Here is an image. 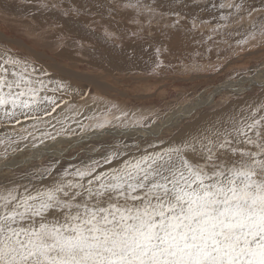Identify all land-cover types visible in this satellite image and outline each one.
Returning a JSON list of instances; mask_svg holds the SVG:
<instances>
[{
    "label": "snow or ice",
    "instance_id": "obj_1",
    "mask_svg": "<svg viewBox=\"0 0 264 264\" xmlns=\"http://www.w3.org/2000/svg\"><path fill=\"white\" fill-rule=\"evenodd\" d=\"M260 12L252 40L256 30L264 38ZM41 72L0 57V126L47 127L44 117L56 112V93L66 86L50 87ZM115 119L146 135L132 145L100 142L91 148L100 159L89 156L80 167L49 164L0 181V264H264V96L176 141L151 127L156 112ZM110 124L105 118L86 127L102 134ZM22 131L0 139V156L23 151L20 141L32 137L24 148L43 157L41 145L62 134Z\"/></svg>",
    "mask_w": 264,
    "mask_h": 264
},
{
    "label": "rangeland",
    "instance_id": "obj_2",
    "mask_svg": "<svg viewBox=\"0 0 264 264\" xmlns=\"http://www.w3.org/2000/svg\"><path fill=\"white\" fill-rule=\"evenodd\" d=\"M261 8V0H0V57L30 62L47 73L43 78L52 82L50 87L66 86L56 93V112L44 117L47 127L33 129V121L0 126V139L26 135L24 128L37 137L41 131L62 133L55 142L45 141L47 149L41 145L47 151L42 158L35 156L38 150L24 148L32 137L20 141L23 152L0 156V165L10 162V169L0 166V181L8 184L49 164L57 171L80 167L89 156L100 159L91 151L100 142L132 145L146 135L144 129L122 127L115 117L127 123L133 113L156 112L160 119L151 127L162 140L176 141L264 96L261 85L252 84L264 77V38L258 30L255 40L249 38L252 22L262 18ZM194 16L207 17L193 21ZM175 31L180 35L173 38ZM172 38L186 40L193 50L183 49L186 54L174 58L168 46ZM245 39L248 43L241 44ZM183 105L200 108L173 125L169 115L181 113ZM122 111L129 116L122 117ZM105 118L111 124L102 134L86 127ZM23 158L32 161L24 164Z\"/></svg>",
    "mask_w": 264,
    "mask_h": 264
},
{
    "label": "bare ground",
    "instance_id": "obj_3",
    "mask_svg": "<svg viewBox=\"0 0 264 264\" xmlns=\"http://www.w3.org/2000/svg\"><path fill=\"white\" fill-rule=\"evenodd\" d=\"M194 14L195 15H198L199 16V14L198 13H195V11H194ZM193 15V14H192ZM206 26V25H205ZM145 64H147L146 63V61L144 60L143 61ZM197 66V65H196ZM195 66V67H196ZM191 68V67H190ZM197 71V70H196ZM256 82H258L260 85H262V84H264V77L263 78H257V79H255V81L254 82H252V84L253 83H256ZM145 86H146V84H145ZM236 86H239V85H236ZM225 89H227V88H225ZM224 89V90H225ZM149 90H150V88H149ZM142 97V96H141ZM83 99V98H82ZM213 101V98H211L210 100H208V102L206 103V105H209L211 102ZM185 105V104H184ZM184 105L182 106V107H184ZM201 105H203V103H201L199 106H201ZM199 108L200 107H198V105L197 106H186V107H184V109H183V111H181V113L180 112H178L177 110H175V111H173V113L175 114V117H173V116H170L169 115V117L171 118L169 121L173 124V125H175V124H180V122H181V120H184L186 117H188V116H190L191 114H193V113H195V112H197V110H199ZM154 111V110H153ZM169 111V110H168ZM143 112V111H142ZM130 120V119H129ZM168 120V118H166V121ZM122 131V130H121ZM98 134V133H97ZM119 134V133H118ZM89 135V134H88ZM94 135V134H93ZM99 138H101V134L100 135H97ZM96 136V137H97ZM128 136H130V135H128ZM132 137V136H131ZM89 139V138H88ZM67 142H69V141H67ZM42 148H44V147H42ZM47 149V148H46ZM31 150V149H30ZM23 152V151H22ZM45 153L47 152V151H44ZM45 155V154H44ZM37 158H39V156H38V151H37V153H36V155H35ZM40 158H42V157H40ZM17 159V157L15 158V160ZM17 161V160H16ZM21 161H22V163H24V164H29L32 160L31 159H26V158H23V159H21ZM10 162H8L7 161V163H5V164H2V165H0L2 168L1 169H4L5 170V168H8V169H10L9 168V164ZM13 162L11 161V164H12ZM1 172V171H0Z\"/></svg>",
    "mask_w": 264,
    "mask_h": 264
},
{
    "label": "crops",
    "instance_id": "obj_4",
    "mask_svg": "<svg viewBox=\"0 0 264 264\" xmlns=\"http://www.w3.org/2000/svg\"><path fill=\"white\" fill-rule=\"evenodd\" d=\"M206 14L210 15L209 12H207ZM206 17H207V16H206ZM206 17H203V18H206ZM203 18L195 19V16H194L193 21H201V19H203ZM174 34H175V35L173 36V38H174L175 36H177V35H180V33H179V32H176V31H175ZM184 35H185V34H184ZM186 35H187V34H186ZM192 36H193V34H190V36H189L188 38H186V40L191 39ZM173 38H172V40L170 41V43L168 44V46H169V45L173 46V53H172V56H173L174 58L179 57L180 54H186L185 51H184L183 49H186V50L189 49L188 52L191 51V50H193V49L189 46V43H187L186 40L182 41V40H178L177 38H176L175 40H173ZM181 42H182V43H181ZM130 45H132V44H130ZM128 48H129V47H128ZM131 48H132V47H131ZM131 48H130V49H131ZM179 49L182 50V51H178ZM150 60H151V59H150ZM147 66H148V64H146L144 67H147ZM130 68H136V69H138V68H140V67L133 66V67H130ZM116 69H117V68H116Z\"/></svg>",
    "mask_w": 264,
    "mask_h": 264
}]
</instances>
